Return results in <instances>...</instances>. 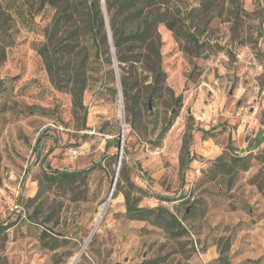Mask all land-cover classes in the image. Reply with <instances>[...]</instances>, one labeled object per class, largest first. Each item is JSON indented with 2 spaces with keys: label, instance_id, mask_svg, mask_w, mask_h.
Here are the masks:
<instances>
[{
  "label": "rangeland",
  "instance_id": "374dc122",
  "mask_svg": "<svg viewBox=\"0 0 264 264\" xmlns=\"http://www.w3.org/2000/svg\"><path fill=\"white\" fill-rule=\"evenodd\" d=\"M207 1L151 6L178 32L159 23L166 95L143 89L134 116L122 75L135 71L89 32L71 34L79 14L53 42L86 60L84 107L51 81L38 48L64 0H0V264H264V0ZM90 167L72 188L46 186L44 172ZM125 193L166 206L186 231L127 217Z\"/></svg>",
  "mask_w": 264,
  "mask_h": 264
},
{
  "label": "trees",
  "instance_id": "16d2710c",
  "mask_svg": "<svg viewBox=\"0 0 264 264\" xmlns=\"http://www.w3.org/2000/svg\"><path fill=\"white\" fill-rule=\"evenodd\" d=\"M55 1L58 3L61 0ZM155 1L157 0H105L108 20L102 0H80L77 4L71 0H64L62 4L58 3V14L54 19L51 33L48 40L39 46L38 52L43 58L51 81L59 88H67L73 97L75 107H84L83 96L88 85V78L84 70L86 60L82 58L79 51H76L77 43H67L64 40L53 42V38L63 31L68 23L74 21L77 14L82 16L83 25L76 26L71 30V34L77 37L84 31L89 32L98 53L102 50L110 52L112 46L115 48L116 57L123 70H125V65H129V72L135 71L132 76L122 75L123 92L128 111L134 113V116L137 115L138 112L135 109L138 107L137 103L140 101L143 89L146 91V97L152 101L159 100L166 95L164 86L166 71L163 68L161 53L163 41L158 31V25L165 23L170 30H177L174 20H168L169 13L167 11L160 12L151 7ZM211 3L212 0H208L204 6L210 8ZM107 22L110 26L111 37ZM74 54L79 55V59L75 66H71V57ZM123 64L125 65L123 66ZM140 67L143 72L148 73L147 76L143 77L135 70ZM150 77V82L146 84L147 78ZM64 81L65 84H62ZM179 99L180 97L174 101L170 117L164 120L159 133L160 139L171 128L175 118L179 115L177 108ZM133 120V118L130 120L132 126H134ZM191 136L192 132L189 131L186 147ZM262 141L263 135L259 133L257 144L252 146L256 147ZM231 159L232 163H241L243 169L249 167L246 156L234 155ZM91 169L90 167L82 170H49L44 172V180L47 182V187L55 186L60 189H68L72 188L78 179L85 181L86 175ZM125 196L127 217L148 220L154 225L172 229L176 235H181L186 231L182 221L166 206H138L130 203L128 193H125ZM6 228L8 225L0 224V230Z\"/></svg>",
  "mask_w": 264,
  "mask_h": 264
},
{
  "label": "water",
  "instance_id": "95a60500",
  "mask_svg": "<svg viewBox=\"0 0 264 264\" xmlns=\"http://www.w3.org/2000/svg\"><path fill=\"white\" fill-rule=\"evenodd\" d=\"M103 1V8H104V12H105V15L107 17V11H106V6H105V0H102ZM108 20V18H107ZM107 26H108V30H109V36L111 37V31H110V26H109V23L107 22ZM121 144H120V152L122 153V144H123V141H124V128L122 130V135H121ZM121 160H122V157L120 156V159H119V165L121 164Z\"/></svg>",
  "mask_w": 264,
  "mask_h": 264
},
{
  "label": "built area",
  "instance_id": "2783aa9c",
  "mask_svg": "<svg viewBox=\"0 0 264 264\" xmlns=\"http://www.w3.org/2000/svg\"><path fill=\"white\" fill-rule=\"evenodd\" d=\"M71 152L73 153V154H77L78 153V150L77 149H73V150H71ZM202 167V166H201ZM201 167H198L197 169H196V172L199 174L200 172H201ZM15 208H20V205L19 204H15Z\"/></svg>",
  "mask_w": 264,
  "mask_h": 264
},
{
  "label": "bare ground",
  "instance_id": "6f19581e",
  "mask_svg": "<svg viewBox=\"0 0 264 264\" xmlns=\"http://www.w3.org/2000/svg\"><path fill=\"white\" fill-rule=\"evenodd\" d=\"M122 112H123V110H122ZM110 198H111V197L108 198V201L110 200ZM108 201H107V202H108Z\"/></svg>",
  "mask_w": 264,
  "mask_h": 264
}]
</instances>
